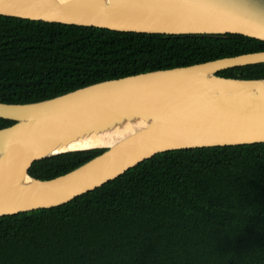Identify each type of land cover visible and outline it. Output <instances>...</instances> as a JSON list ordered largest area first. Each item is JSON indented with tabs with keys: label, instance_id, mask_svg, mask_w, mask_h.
Segmentation results:
<instances>
[{
	"label": "trees",
	"instance_id": "1",
	"mask_svg": "<svg viewBox=\"0 0 264 264\" xmlns=\"http://www.w3.org/2000/svg\"><path fill=\"white\" fill-rule=\"evenodd\" d=\"M264 51V41L117 32L0 15V102ZM264 78V63L217 72ZM13 122L0 118V128ZM102 150L33 162L46 180ZM0 264H264V143L166 151L47 209L0 217Z\"/></svg>",
	"mask_w": 264,
	"mask_h": 264
},
{
	"label": "water",
	"instance_id": "2",
	"mask_svg": "<svg viewBox=\"0 0 264 264\" xmlns=\"http://www.w3.org/2000/svg\"><path fill=\"white\" fill-rule=\"evenodd\" d=\"M0 15L117 32L264 41V0H0ZM264 51L104 80L52 98L0 102V217L47 209L166 151L264 143V78L217 76ZM102 150L50 179L30 165Z\"/></svg>",
	"mask_w": 264,
	"mask_h": 264
}]
</instances>
